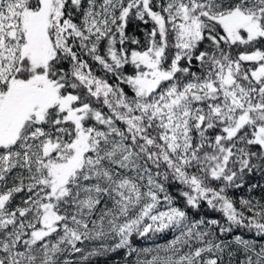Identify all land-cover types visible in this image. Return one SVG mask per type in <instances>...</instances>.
<instances>
[{"label":"snow or ice","instance_id":"6c2138e0","mask_svg":"<svg viewBox=\"0 0 264 264\" xmlns=\"http://www.w3.org/2000/svg\"><path fill=\"white\" fill-rule=\"evenodd\" d=\"M264 264V0H0V264Z\"/></svg>","mask_w":264,"mask_h":264},{"label":"trees","instance_id":"16d2710c","mask_svg":"<svg viewBox=\"0 0 264 264\" xmlns=\"http://www.w3.org/2000/svg\"><path fill=\"white\" fill-rule=\"evenodd\" d=\"M119 261V255L109 256L107 258H101L97 264H113V262Z\"/></svg>","mask_w":264,"mask_h":264}]
</instances>
